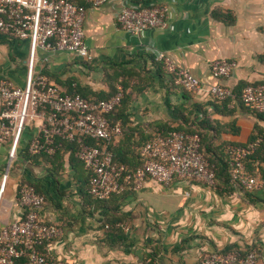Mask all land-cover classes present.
Segmentation results:
<instances>
[{
	"label": "crops",
	"instance_id": "obj_1",
	"mask_svg": "<svg viewBox=\"0 0 264 264\" xmlns=\"http://www.w3.org/2000/svg\"><path fill=\"white\" fill-rule=\"evenodd\" d=\"M143 4L167 7L168 27L131 35L117 23L121 1L110 0L90 7L84 21L91 62L70 52L40 50L38 67L68 94L97 98L125 89L130 102L109 116L123 131L114 154L123 148L138 155L156 134L178 127L205 131L223 157L226 145L249 143L258 127L264 129V121L249 114L235 96L216 103L210 88L221 84L240 95L247 85L264 82V0ZM153 49L191 72L201 89L190 93L175 85ZM28 54V41L0 35V80L23 87ZM217 60L236 63L229 77H213L211 63ZM35 132L34 126L26 129L12 163L10 143H0V231L23 215L17 189L31 183L46 199L40 218L60 230L41 248L50 260L149 264L153 258L152 264H199L206 253L255 248L256 264H264V177L258 175L261 185L254 191L222 178L216 186L175 182L169 187L148 179L140 189L127 187L99 201L89 193V173L73 147L60 146L56 158L28 152Z\"/></svg>",
	"mask_w": 264,
	"mask_h": 264
},
{
	"label": "built area",
	"instance_id": "obj_2",
	"mask_svg": "<svg viewBox=\"0 0 264 264\" xmlns=\"http://www.w3.org/2000/svg\"><path fill=\"white\" fill-rule=\"evenodd\" d=\"M83 1L84 4L80 0H0V35L29 42L25 85L0 80V143H10V160L17 156L26 129L34 126L36 132L28 144V152L33 156H54L61 146L58 139L78 144L76 157L89 173V193L96 200L105 201L127 187L140 189L148 179L164 187L175 182L214 186L215 171L202 154L201 139L195 133L172 131L148 141L141 149L143 164L133 173H129L126 165L115 162L111 152L84 143L85 138L111 142L122 136L121 124L110 122L108 115L122 104L123 90L108 99L70 96L38 67L40 50L70 52L85 62L92 61L84 21L90 7L102 6L110 0ZM120 1L117 23L129 34L136 36L148 29L168 27L167 7L143 4L152 0ZM152 53L164 63L175 85L190 93L201 89L200 80L177 67L168 55L155 49ZM235 67L233 61L217 60L211 63V72L215 79L221 80L229 77ZM210 94L214 100L224 102L232 91L216 84L210 88ZM241 99L246 107L264 114V82L247 85ZM258 145L256 141L229 149L232 179L247 191L261 185L257 177L247 174L245 167V159ZM7 179L8 174L4 175L1 192ZM17 191L18 204L24 213L0 231V264H15L22 258L30 264H66L50 260L41 251L60 235L57 227L40 218L45 197L32 185H20ZM257 258L256 249L245 255L220 251L204 254L199 264H256Z\"/></svg>",
	"mask_w": 264,
	"mask_h": 264
},
{
	"label": "trees",
	"instance_id": "obj_3",
	"mask_svg": "<svg viewBox=\"0 0 264 264\" xmlns=\"http://www.w3.org/2000/svg\"><path fill=\"white\" fill-rule=\"evenodd\" d=\"M172 78V76H171ZM173 81V79H172ZM174 83V81H173ZM182 88V87H181ZM184 89V88H182ZM123 93H124V99L122 101V104L120 106H122L123 104L129 103L130 102V97L126 94V91L124 88H122ZM185 90V89H184ZM120 90H118L117 92L113 93V95H115L116 93H118ZM243 91V90H242ZM64 94L70 95V96H80L86 99L89 98H93V97H84L82 94L79 93H74V94H68L66 92L63 91ZM111 94L106 95H97V99H108L111 96H113ZM233 96L236 97V100L240 101V105L242 107H244L249 114H251L252 116H254L255 118L264 121V114L262 113H258L256 111L251 110L250 108L246 107L245 104L242 102V92L240 95H234V92H232V95L226 100L228 102H230V100L233 98ZM216 103H226V101L224 102H219L214 100ZM119 108V107H118ZM118 108L116 109V111L118 110ZM115 111V112H116ZM115 112L111 113L108 115V119L110 120V122L115 123L114 121H112L109 116L113 115ZM187 121V120H186ZM257 131L255 132V135L251 138V140L249 141V143H247L246 145L240 146V147H246L251 143H254L256 141H259V145L256 147V149L247 156V158L245 159V167H246V172L247 174L254 176V177H258V175H260L261 177H264V129H262L261 127L256 129ZM172 131H180V132H185V133H189V134H198L200 136L201 139V152L202 154L206 157V159L208 160L210 167L215 171L216 174V181H215V185L216 186L218 184V180L219 178H222V180L225 183H230L231 181H233L232 179V175H231V167H230V155H229V149L230 147H234V146H239V145H234V144H229L226 145L223 148V151L225 152L224 155L225 157H223L222 152H218L216 151V149L210 144V138L209 136L205 133V131L199 129V128H195V129H191V130H181V128H169L163 132H160L158 134H156L154 137H152L151 139H149L148 141L152 140L153 138L157 137V136H166L168 135L169 132ZM123 132V131H122ZM123 134V133H122ZM147 141V142H148ZM58 144L61 146H71L75 149V151L78 149V144H76L75 142H70L67 140H62V139H58L57 140ZM146 142V143H147ZM84 143L88 146H94V147H99L100 149H105L109 152H111L114 155V160L115 162L124 164L128 167L129 173H133L137 167L141 166L143 164V159L141 157V149L143 148V146L146 144H143V146L140 148V151L138 152V155H136V152L134 151H130L127 153H131L132 156H128L126 151L121 148L120 150H118V154H114V149L117 146L116 145V140H113L111 142H103V141H95L93 139H89V138H85L84 139ZM221 153V154H220ZM54 156H48L46 154H42L45 155L48 158H56V155ZM21 185H32L29 182H23ZM34 186V185H32ZM35 187V186H34ZM36 188V187H35ZM37 190V189H36ZM255 248H251L248 249L246 251H241L239 249H226L223 250L224 253H228V252H233V251H237L240 252L242 255H245L247 252L253 250ZM42 251V250H41ZM43 252V251H42ZM153 258L150 259V263L152 264ZM15 264H30L29 260L26 258H22L19 259L15 262Z\"/></svg>",
	"mask_w": 264,
	"mask_h": 264
},
{
	"label": "rangeland",
	"instance_id": "obj_4",
	"mask_svg": "<svg viewBox=\"0 0 264 264\" xmlns=\"http://www.w3.org/2000/svg\"><path fill=\"white\" fill-rule=\"evenodd\" d=\"M16 157H17V156H16ZM16 157H15V158H13L12 160H10V162L12 163L13 161H15Z\"/></svg>",
	"mask_w": 264,
	"mask_h": 264
}]
</instances>
